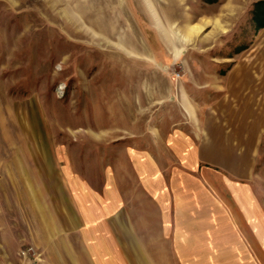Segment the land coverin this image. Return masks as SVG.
<instances>
[{
	"label": "rangeland",
	"instance_id": "obj_1",
	"mask_svg": "<svg viewBox=\"0 0 264 264\" xmlns=\"http://www.w3.org/2000/svg\"><path fill=\"white\" fill-rule=\"evenodd\" d=\"M257 1L0 0V264H183L171 228L158 242L143 225L157 209L143 173L190 174L184 143L223 112L234 68L260 84L264 215Z\"/></svg>",
	"mask_w": 264,
	"mask_h": 264
},
{
	"label": "crops",
	"instance_id": "obj_2",
	"mask_svg": "<svg viewBox=\"0 0 264 264\" xmlns=\"http://www.w3.org/2000/svg\"><path fill=\"white\" fill-rule=\"evenodd\" d=\"M248 69L226 73L217 90L222 114L207 119L199 140L190 134L184 143L190 154L188 176L177 180L172 175L162 187L166 180L156 161L147 164L151 173H143L148 193L157 202L156 212L145 213L149 219L143 225H157L158 242L165 239V227L171 228L167 239L176 257L183 259L177 263L264 264V215L252 194L261 124L249 92L260 84L247 75L253 73Z\"/></svg>",
	"mask_w": 264,
	"mask_h": 264
},
{
	"label": "trees",
	"instance_id": "obj_3",
	"mask_svg": "<svg viewBox=\"0 0 264 264\" xmlns=\"http://www.w3.org/2000/svg\"><path fill=\"white\" fill-rule=\"evenodd\" d=\"M254 20L257 29L264 27V0L257 1L254 7Z\"/></svg>",
	"mask_w": 264,
	"mask_h": 264
}]
</instances>
